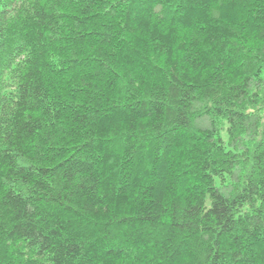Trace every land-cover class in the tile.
Listing matches in <instances>:
<instances>
[{"label":"trees","instance_id":"trees-1","mask_svg":"<svg viewBox=\"0 0 264 264\" xmlns=\"http://www.w3.org/2000/svg\"><path fill=\"white\" fill-rule=\"evenodd\" d=\"M0 264H264V0H0Z\"/></svg>","mask_w":264,"mask_h":264},{"label":"rangeland","instance_id":"rangeland-1","mask_svg":"<svg viewBox=\"0 0 264 264\" xmlns=\"http://www.w3.org/2000/svg\"><path fill=\"white\" fill-rule=\"evenodd\" d=\"M222 136L227 138V134H226L225 130L222 131Z\"/></svg>","mask_w":264,"mask_h":264}]
</instances>
